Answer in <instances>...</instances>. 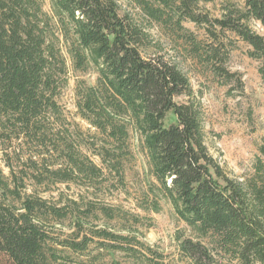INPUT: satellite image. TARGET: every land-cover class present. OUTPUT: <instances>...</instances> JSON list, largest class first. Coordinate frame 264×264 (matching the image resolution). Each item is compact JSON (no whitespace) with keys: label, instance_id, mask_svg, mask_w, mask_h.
<instances>
[{"label":"trees","instance_id":"16d2710c","mask_svg":"<svg viewBox=\"0 0 264 264\" xmlns=\"http://www.w3.org/2000/svg\"><path fill=\"white\" fill-rule=\"evenodd\" d=\"M49 1L51 14L43 0H0V264H264V145L247 181L231 177L206 145L188 77L144 25L183 40L227 83L231 34L264 85V34L252 26L264 31V0L227 3L219 17L203 7L216 0ZM91 70L95 84L76 79L84 130L60 98L71 73ZM134 136L148 165L136 211L167 200L193 233L177 234V262L145 242L143 217L105 198L127 189Z\"/></svg>","mask_w":264,"mask_h":264},{"label":"rangeland","instance_id":"374dc122","mask_svg":"<svg viewBox=\"0 0 264 264\" xmlns=\"http://www.w3.org/2000/svg\"><path fill=\"white\" fill-rule=\"evenodd\" d=\"M45 11L51 14L49 0H43ZM244 0H216L203 7L212 17H219L227 3L242 6ZM132 13L136 14L133 8ZM137 19L142 18L136 15ZM144 25L152 34V40L161 49V54L177 65L188 77L194 91L196 101L200 102L203 110L205 142L210 153L219 161L224 170L233 178L247 181L254 174V166L261 158L260 147L264 145V85L258 73L259 63L248 56L250 47L227 34L224 43L233 41L232 50L224 64L225 69L234 75L231 82H225L213 74L212 67L201 66L198 61L188 56L184 47L188 46L183 40L165 34L164 31L151 27L147 20ZM199 41L209 43L205 30L193 23L184 24ZM253 28L260 34L264 31L259 24L252 23ZM228 49H231L227 47ZM159 51V50H158ZM68 87L60 98V104L69 120L78 123L84 130L87 123L77 115L75 107L76 79H84L88 84H95L97 76L94 71L84 75L71 73ZM178 103H184L187 98H177ZM174 114L169 112L166 123L173 122ZM135 161L126 167V191L106 194L108 202L131 210L144 218L146 226L140 227L145 242L162 253L165 259L177 262L181 259L176 236L178 233L185 237H194L190 228L181 221L169 201L161 202L159 213L136 211V198L142 195L146 173L148 171L147 158L139 146L137 136L132 140ZM66 194L77 193L74 186L70 190L62 186ZM107 193V192H105ZM149 226V227H148ZM118 260L124 261L119 255ZM105 259V264H109Z\"/></svg>","mask_w":264,"mask_h":264}]
</instances>
